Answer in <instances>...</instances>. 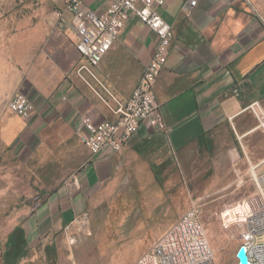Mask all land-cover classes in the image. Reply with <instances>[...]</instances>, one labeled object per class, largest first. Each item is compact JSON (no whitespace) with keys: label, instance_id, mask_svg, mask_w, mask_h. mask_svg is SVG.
<instances>
[{"label":"crops","instance_id":"0c3cea01","mask_svg":"<svg viewBox=\"0 0 264 264\" xmlns=\"http://www.w3.org/2000/svg\"><path fill=\"white\" fill-rule=\"evenodd\" d=\"M111 1L83 0L82 6L100 14ZM188 1L163 0L155 6L173 30L154 86L170 130L143 123L121 150L92 154L82 139L81 117L116 119V100L131 96L153 56L157 36L129 15L112 47L92 67L94 78L84 73L86 82L78 72L84 61L76 50L78 35L66 0H0L3 167L12 156L7 147L13 130L20 131L28 149L14 155L20 166L33 174L55 175L58 181L36 208L17 215V223L4 231L0 264H28L31 248H39L43 259L45 246L54 244L48 239L81 234L80 216L87 219L104 192L159 185L171 168L186 165L191 150L208 156L211 151L212 182L218 189L246 182L254 186L251 172L264 158V145L258 141L263 130L248 106L257 101L264 114V0H198L191 8ZM19 91L34 103L32 118L8 108ZM10 173L8 168L7 186H0L3 206L10 201ZM230 174L233 181L226 179ZM7 221L12 222L11 216Z\"/></svg>","mask_w":264,"mask_h":264},{"label":"rangeland","instance_id":"374dc122","mask_svg":"<svg viewBox=\"0 0 264 264\" xmlns=\"http://www.w3.org/2000/svg\"><path fill=\"white\" fill-rule=\"evenodd\" d=\"M8 114L11 118L16 117L9 111ZM258 137L259 144L264 145V131H259ZM21 140V132L13 130L12 142L7 147L12 151V156L10 161L6 159V168L3 167V147L0 148V186L2 189L4 182L7 186L8 168L12 185L10 201L6 200L3 206V201L0 200V253L4 244V231L17 223V215L36 208L58 185L57 176L33 174L29 170L26 171V166H20L18 157L14 155L16 152L24 154L28 150ZM210 154L211 151L209 156ZM209 156L203 151L191 150L185 156L186 165L180 169L171 168L159 185H149L145 190L135 189L120 193L115 189L110 195L104 192L88 212L79 236L64 235L48 239L49 243L54 244L48 253L44 251V258L40 257L39 248H31L25 263L132 264L174 222L169 220L175 213L179 216L196 205L200 209L202 224L213 249L215 263L237 264L236 251L241 241L234 229L226 228L220 223L218 213L231 202L247 194L253 189V185L251 187L246 182L240 187L232 185L226 189H218L219 184L212 182L215 175ZM222 178L221 175L220 180ZM234 178V174L226 177L228 181H233ZM247 178L248 176H245L246 180ZM41 180H44V184L49 188H46ZM9 216L12 222L7 221ZM35 251L38 253H33Z\"/></svg>","mask_w":264,"mask_h":264},{"label":"built area","instance_id":"2783aa9c","mask_svg":"<svg viewBox=\"0 0 264 264\" xmlns=\"http://www.w3.org/2000/svg\"><path fill=\"white\" fill-rule=\"evenodd\" d=\"M197 1L189 0L187 6L194 7ZM82 3L83 0H66L65 4L73 13L72 22L78 35L76 50L84 61L78 72L86 82L84 73L94 78L92 67L112 47L129 15H135L157 36L153 56L145 65L131 96L125 102L116 100L112 109L116 119L95 121L90 114L81 117L84 144L92 154L105 148L119 151L143 123L168 132L170 128L154 95L157 77L173 39L171 25L155 9L156 5L163 4V0H112L100 14L85 9ZM101 86L105 94L114 98L106 87ZM8 108L27 119L35 114L33 101L22 91L12 97ZM248 109L264 131V114L259 103L252 102ZM251 178L253 189L222 208L218 217L224 227L235 230L240 245L246 248L249 263L264 264V158L253 167ZM79 220L80 226H84L85 218L81 215ZM132 264H216L199 207L193 205L183 212Z\"/></svg>","mask_w":264,"mask_h":264},{"label":"water","instance_id":"95a60500","mask_svg":"<svg viewBox=\"0 0 264 264\" xmlns=\"http://www.w3.org/2000/svg\"><path fill=\"white\" fill-rule=\"evenodd\" d=\"M237 264H250L246 254V248L244 245H240L236 251Z\"/></svg>","mask_w":264,"mask_h":264},{"label":"trees","instance_id":"16d2710c","mask_svg":"<svg viewBox=\"0 0 264 264\" xmlns=\"http://www.w3.org/2000/svg\"><path fill=\"white\" fill-rule=\"evenodd\" d=\"M52 248H53V244L46 245V246H45V252L48 253V251H49L50 249H52Z\"/></svg>","mask_w":264,"mask_h":264}]
</instances>
